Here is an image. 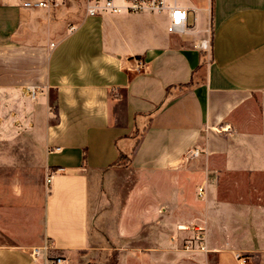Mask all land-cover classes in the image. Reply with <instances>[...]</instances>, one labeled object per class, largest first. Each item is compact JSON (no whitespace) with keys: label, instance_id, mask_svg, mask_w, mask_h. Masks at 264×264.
Masks as SVG:
<instances>
[{"label":"crops","instance_id":"crops-1","mask_svg":"<svg viewBox=\"0 0 264 264\" xmlns=\"http://www.w3.org/2000/svg\"><path fill=\"white\" fill-rule=\"evenodd\" d=\"M23 1L0 0V134L35 135L54 150L46 166L63 170L49 186L40 230L0 244V264H49L31 256L46 242L65 264H82L101 237L123 256L142 231L174 227L190 175L227 153L229 119L264 93V0L179 2L190 9L191 25L197 16L187 40L171 36L167 15H159L164 30L152 26V42L121 51L79 44L74 24L70 34L55 26L61 16L91 18L82 6L28 9ZM64 6L72 11L62 13ZM208 28L206 60L195 45ZM136 57L145 62L141 71ZM192 79L193 88L180 90ZM118 149L130 156L129 167L112 166ZM214 251L217 264H241L230 243ZM257 260L264 264V250Z\"/></svg>","mask_w":264,"mask_h":264},{"label":"rangeland","instance_id":"rangeland-1","mask_svg":"<svg viewBox=\"0 0 264 264\" xmlns=\"http://www.w3.org/2000/svg\"><path fill=\"white\" fill-rule=\"evenodd\" d=\"M179 2L192 4V0ZM68 8L60 10L69 13ZM159 20L158 14L103 15L84 21L61 16L55 26L70 34L69 26L74 24L79 44L104 42L121 51L152 42V26L158 33L164 30H158ZM54 22L46 19L47 24L54 26ZM170 35L187 40L183 34ZM229 122L227 153L212 157L204 170L190 175L183 212L173 215L174 227L158 230L156 235L142 231L141 243L128 246L123 256L117 245L101 237L102 243H94L96 249L82 258V264H217L214 248L225 243L239 250L240 256L251 257L249 264H262L257 257L264 250V93L254 95ZM52 151L43 148L33 134H0V244L22 242L24 234L33 236L40 230L50 193L46 178L55 171L44 158ZM200 187H204L203 197L198 195ZM180 216L184 223L177 225ZM179 226L202 227L209 251L200 249L202 241L192 228L182 231Z\"/></svg>","mask_w":264,"mask_h":264},{"label":"built area","instance_id":"built-area-1","mask_svg":"<svg viewBox=\"0 0 264 264\" xmlns=\"http://www.w3.org/2000/svg\"><path fill=\"white\" fill-rule=\"evenodd\" d=\"M60 5H80L85 10L87 17H100L103 15H133V14H158L167 15L168 26L167 31L170 34H191L195 28L197 22L196 12L193 11V25L189 22L190 9L180 5L179 0H24L22 6L28 9H53ZM75 26L70 27V31H74ZM213 43V31L211 28L207 30V36L201 39V41L195 45L202 53L210 54ZM145 68V62L139 58L136 59L135 70L141 71ZM32 96L35 97L37 91L31 90ZM194 155H198V152H194ZM54 171L46 178L47 186H50L54 175L62 171ZM198 195L203 197L204 187L198 189ZM193 229L194 236L198 240L202 241L200 249L203 251H209L205 243V232L202 227L195 226H179V230ZM53 246L49 242L41 247H34L31 250V256L33 259H45L49 264H65V259L62 257H56L51 259ZM238 260L241 264H246V258L238 255Z\"/></svg>","mask_w":264,"mask_h":264},{"label":"trees","instance_id":"trees-1","mask_svg":"<svg viewBox=\"0 0 264 264\" xmlns=\"http://www.w3.org/2000/svg\"><path fill=\"white\" fill-rule=\"evenodd\" d=\"M202 66H203V63L195 71L196 74L202 68ZM195 73H194V75H195ZM193 86H194V82H193V79H192L191 82H189V83H187L185 85H180L179 87H180V90H189V89L193 88ZM169 90L170 89H168V92H169ZM144 130H146V129H144ZM133 135H134L135 138L140 135V131L138 130V128H135V131H134V134ZM139 144H140V141L139 140L135 141L134 146L132 148V152L136 151V149L138 148ZM130 165H131L130 156L128 154H125V153H123L122 151L119 150L118 159L112 164V166L113 167H123V168H127Z\"/></svg>","mask_w":264,"mask_h":264}]
</instances>
